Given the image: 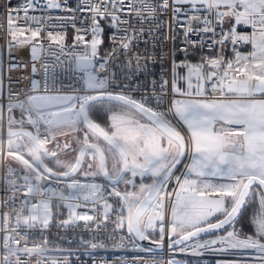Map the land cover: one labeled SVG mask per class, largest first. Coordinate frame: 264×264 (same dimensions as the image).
I'll use <instances>...</instances> for the list:
<instances>
[{"label": "snow or ice", "instance_id": "snow-or-ice-1", "mask_svg": "<svg viewBox=\"0 0 264 264\" xmlns=\"http://www.w3.org/2000/svg\"><path fill=\"white\" fill-rule=\"evenodd\" d=\"M153 248L264 264V0H0V264Z\"/></svg>", "mask_w": 264, "mask_h": 264}, {"label": "built area", "instance_id": "built-area-1", "mask_svg": "<svg viewBox=\"0 0 264 264\" xmlns=\"http://www.w3.org/2000/svg\"><path fill=\"white\" fill-rule=\"evenodd\" d=\"M12 5H18L23 3V0H11ZM39 15V13H35ZM195 38V37H194ZM169 47L172 45L169 44ZM30 59V51L28 49H24L19 55V61L28 62ZM156 75H159L160 67L157 65L154 69ZM70 80L71 77H68ZM141 81H144V77L140 78ZM16 167V165H14ZM60 231L56 228H52L49 234V238L56 240V233ZM61 235L64 233L61 231ZM68 235H72L69 233ZM147 246V244H145ZM67 247V245H65ZM141 256L146 261L156 260L161 262H166L169 259L173 258V253L170 252L167 248L165 249H155L153 248V252H139V251H125V250H96L92 253V255H74L72 257L73 264H101V261H106L107 264H130L134 257ZM176 259H180L182 261H191V264H216L219 260H231L236 259L237 257L232 255H218L213 253H206L203 257H189L184 255H176Z\"/></svg>", "mask_w": 264, "mask_h": 264}, {"label": "rangeland", "instance_id": "rangeland-1", "mask_svg": "<svg viewBox=\"0 0 264 264\" xmlns=\"http://www.w3.org/2000/svg\"><path fill=\"white\" fill-rule=\"evenodd\" d=\"M61 159H66V158L63 156V154L61 155Z\"/></svg>", "mask_w": 264, "mask_h": 264}, {"label": "flooded vegetation", "instance_id": "flooded-vegetation-1", "mask_svg": "<svg viewBox=\"0 0 264 264\" xmlns=\"http://www.w3.org/2000/svg\"><path fill=\"white\" fill-rule=\"evenodd\" d=\"M65 158H68L67 156L63 155Z\"/></svg>", "mask_w": 264, "mask_h": 264}, {"label": "water", "instance_id": "water-1", "mask_svg": "<svg viewBox=\"0 0 264 264\" xmlns=\"http://www.w3.org/2000/svg\"><path fill=\"white\" fill-rule=\"evenodd\" d=\"M145 244H147V243L145 242Z\"/></svg>", "mask_w": 264, "mask_h": 264}]
</instances>
